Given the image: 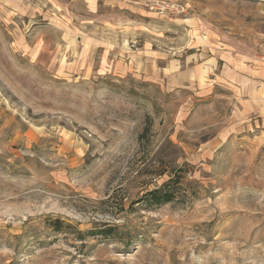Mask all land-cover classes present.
I'll use <instances>...</instances> for the list:
<instances>
[{
	"label": "rangeland",
	"instance_id": "1",
	"mask_svg": "<svg viewBox=\"0 0 264 264\" xmlns=\"http://www.w3.org/2000/svg\"><path fill=\"white\" fill-rule=\"evenodd\" d=\"M0 264H264V0H0Z\"/></svg>",
	"mask_w": 264,
	"mask_h": 264
},
{
	"label": "trees",
	"instance_id": "2",
	"mask_svg": "<svg viewBox=\"0 0 264 264\" xmlns=\"http://www.w3.org/2000/svg\"><path fill=\"white\" fill-rule=\"evenodd\" d=\"M175 186L172 184V182H166L165 184H163L160 187L154 188L150 191H148V193L146 194V202L148 204H161V203H165L168 202L169 200H171L174 196V191ZM55 224L54 228L58 229L60 228V224L61 222L59 221H53Z\"/></svg>",
	"mask_w": 264,
	"mask_h": 264
},
{
	"label": "crops",
	"instance_id": "3",
	"mask_svg": "<svg viewBox=\"0 0 264 264\" xmlns=\"http://www.w3.org/2000/svg\"><path fill=\"white\" fill-rule=\"evenodd\" d=\"M249 86H252V87H249V88H252L253 90H254V94H255V97H256V91H257V89L256 88H254L255 87V85H251L252 83H253V81L252 80H249ZM254 86V87H253ZM262 112V111H261Z\"/></svg>",
	"mask_w": 264,
	"mask_h": 264
}]
</instances>
